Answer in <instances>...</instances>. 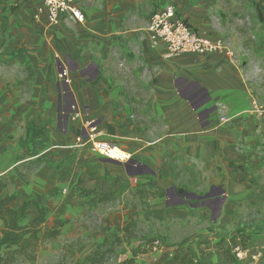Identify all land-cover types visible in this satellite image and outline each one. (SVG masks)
Here are the masks:
<instances>
[{"label": "crops", "instance_id": "0c3cea01", "mask_svg": "<svg viewBox=\"0 0 264 264\" xmlns=\"http://www.w3.org/2000/svg\"><path fill=\"white\" fill-rule=\"evenodd\" d=\"M2 1L16 4L15 0ZM17 2L24 16V6L30 7L33 16L41 4V0ZM74 3L83 13L82 21L68 16L49 29L42 17L33 20L36 26L27 23L19 33L7 32L27 49L36 83L43 81L48 87V93H33L30 100L17 106L4 103L0 107V193L14 195L16 207L31 200L21 224L30 223L38 214L36 202H50L47 218H63L62 211L77 210V203L56 194L66 190L85 188L122 195L146 183L150 192L162 193L183 179L201 188L203 184L225 186L232 199L240 191L251 190L246 180L257 162L264 163V116L243 113L229 122H217L221 115L246 111L252 97L264 103V75L256 74L251 61L241 60L235 52L234 58L221 53L166 58L165 45L153 44L144 30L151 14L171 3L194 31L211 39L222 38L217 4L211 0ZM5 37L0 24V47ZM236 45L238 50L242 43ZM257 48L263 50L264 44ZM62 67L69 69L73 93L65 95L56 77L64 103L71 98L81 123L93 120L95 128L105 131L99 133L100 140L130 151L133 158L127 163L113 166L87 149L66 152L77 125H53L54 105L48 98L51 83ZM34 95L37 100H33ZM29 120L43 126L45 146L35 156L18 159L17 144L24 140ZM49 145L58 152L49 155L32 176L12 171L21 162L44 155ZM195 191L201 190L190 193ZM25 231L30 233L31 229ZM153 255L142 260L136 257V262L162 264L172 252Z\"/></svg>", "mask_w": 264, "mask_h": 264}, {"label": "rangeland", "instance_id": "374dc122", "mask_svg": "<svg viewBox=\"0 0 264 264\" xmlns=\"http://www.w3.org/2000/svg\"><path fill=\"white\" fill-rule=\"evenodd\" d=\"M17 1L15 0V5H8L10 2L0 0V24L6 31V37L0 47V95L6 96V99L0 107L4 103L17 106L20 102L30 100L33 93H48V87L43 86V81L36 83V72L33 68L32 75L25 63L18 60L12 62L7 58L9 52L23 45L18 43L14 36H10V41L7 32L14 30L19 33L25 29L27 23L36 26L33 20L37 21L27 5L23 7V10L26 9L25 16L22 15L23 11L20 13ZM213 1L214 5L217 4L222 38L228 42L236 56L240 54L241 60L251 61L256 74L264 75V49L257 48L264 44V0H211ZM38 33L42 34L39 31ZM46 33L51 37L49 30ZM240 42L241 48L237 50L236 44ZM4 43L7 48H4ZM24 49L30 60L27 49ZM56 77L57 75L51 83V94L48 95L49 101H53L54 105L53 118L50 121L53 125H77L72 145L65 147L66 152L76 153L87 149L88 153L101 158L89 143L74 145L76 136L80 134V126H86L88 123H81L78 120L79 115L75 120L65 118L67 111L63 113L64 96L58 93ZM35 95L33 100L38 98ZM71 102L72 99L67 97V103ZM94 129L90 133H95L98 140L102 139L99 133L105 131ZM116 146L130 153L133 158L130 151L120 145ZM17 147L18 159L31 157L29 153L33 147L30 140L20 141ZM47 148L50 149L41 157L21 162L12 171L23 177L32 176L48 160L49 155H54L59 150L51 145ZM126 152L123 154L118 150L113 156L123 160L127 157ZM102 158L105 163L113 166L128 162ZM253 169L252 176L246 180V184L253 188L238 192V195H233V199L225 186L221 187L216 183L211 188L203 184L201 188L202 186H191L185 179L181 183L178 180L177 187L167 188L162 193L150 192L146 183H140L127 193H115V198L103 202H96L86 196L85 188L71 190L70 193L68 190L56 192L57 195L68 198L69 202L77 203V210L62 211L65 213L63 218H58V215L45 217L41 221V227L51 231L52 239L42 244L37 252L36 262L29 263L20 257L16 264H84L85 256L96 243L105 238L113 243L114 254L112 259L104 264H112L116 259L131 255L139 257L140 260L148 259L152 254L157 256L173 253L174 249L179 247L196 249L199 242L200 247L207 253V263L215 264L217 256L214 244L222 238L227 240L233 234L238 235L240 231L249 234L250 241L244 251L238 250V247L233 249L237 252L236 264H264V163L257 162ZM192 190L201 191L190 193ZM77 193L82 196L78 197ZM58 203L60 201L55 204L58 206ZM21 223L19 225L29 232L28 223Z\"/></svg>", "mask_w": 264, "mask_h": 264}, {"label": "trees", "instance_id": "16d2710c", "mask_svg": "<svg viewBox=\"0 0 264 264\" xmlns=\"http://www.w3.org/2000/svg\"><path fill=\"white\" fill-rule=\"evenodd\" d=\"M9 61H20L25 63L28 71L33 75L31 62L27 57L23 46L11 51L7 55ZM6 96L0 95V104L3 103ZM44 137L43 126L37 127L34 120H29L26 123L25 138L32 142V150L30 156H35L44 148L42 141ZM35 139V140H33ZM86 196H90L96 202H103L106 199L115 198L114 192H98L92 189H84ZM31 200H25L19 206H15V196L0 193V219L4 226L0 227V264H16L20 257L24 258L29 263L36 261L37 252L45 241L52 239L53 235L50 230H43L41 221L45 218V212L50 208L49 201L36 202L38 214L28 222L31 229L30 233H26L24 227H20L22 219L25 217L27 204ZM13 232V234H10ZM238 235L233 234L227 240L222 238L214 244L216 248L217 262L215 264H236L238 259L235 257L236 251H244L247 249V244L250 241L249 234L238 232ZM201 242L196 245V249L176 248L172 256L167 258L162 264H208L207 253L202 247ZM114 254L113 243L105 238L102 242L96 243L93 249L85 256L84 264H104L112 259ZM112 264H137L135 255L125 256L116 259Z\"/></svg>", "mask_w": 264, "mask_h": 264}, {"label": "built area", "instance_id": "2783aa9c", "mask_svg": "<svg viewBox=\"0 0 264 264\" xmlns=\"http://www.w3.org/2000/svg\"><path fill=\"white\" fill-rule=\"evenodd\" d=\"M44 15V24L46 28H54L58 26L68 16L74 17L78 21L83 20V13L75 5L74 0H41L40 6L36 9L33 17L39 20ZM145 33L148 39L156 44L161 42L166 47V58H175L182 54H210L221 53L229 58H234V52L231 46L223 38L211 39L194 31L190 25L179 15L176 7L171 4H165L160 10L154 12L149 17L145 26ZM57 79L60 86H63L64 94H73L72 79L67 67H62L57 72ZM67 106V108H65ZM67 119L75 120L78 116V110L74 103L65 104L63 113H66ZM250 113L255 117L264 116V103L258 98L250 99L249 108L246 111H239L231 116L221 115L218 117V124L229 122L232 118ZM85 126H81L82 133L76 136L75 146L83 144H91L93 151L107 159L118 161H128L131 154L126 152V159H118L113 155L121 151L116 144L98 140L95 133L94 121L87 122ZM123 151V150H122ZM124 152V151H123ZM157 243V241H155Z\"/></svg>", "mask_w": 264, "mask_h": 264}, {"label": "water", "instance_id": "95a60500", "mask_svg": "<svg viewBox=\"0 0 264 264\" xmlns=\"http://www.w3.org/2000/svg\"><path fill=\"white\" fill-rule=\"evenodd\" d=\"M65 118L67 119V116ZM189 196H191V195H189Z\"/></svg>", "mask_w": 264, "mask_h": 264}]
</instances>
